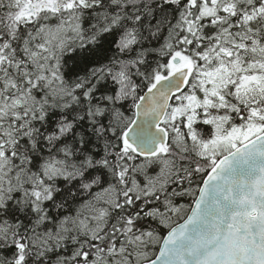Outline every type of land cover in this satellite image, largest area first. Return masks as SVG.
Listing matches in <instances>:
<instances>
[{
    "label": "snow or ice",
    "instance_id": "obj_1",
    "mask_svg": "<svg viewBox=\"0 0 264 264\" xmlns=\"http://www.w3.org/2000/svg\"><path fill=\"white\" fill-rule=\"evenodd\" d=\"M0 264H264V0H0Z\"/></svg>",
    "mask_w": 264,
    "mask_h": 264
}]
</instances>
